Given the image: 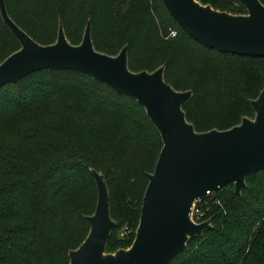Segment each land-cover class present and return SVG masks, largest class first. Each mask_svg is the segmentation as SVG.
Wrapping results in <instances>:
<instances>
[{"label":"trees","instance_id":"obj_1","mask_svg":"<svg viewBox=\"0 0 264 264\" xmlns=\"http://www.w3.org/2000/svg\"><path fill=\"white\" fill-rule=\"evenodd\" d=\"M234 14L240 0H197ZM264 4V0H260ZM11 19L40 44L81 42L90 22L100 52L127 46L131 71L164 67L197 131L227 129L253 117L264 89V57L225 53L188 35L161 0H4ZM171 31L175 34L170 35ZM20 44L0 16V62ZM162 142L144 107L76 70L41 69L0 87V264H68L86 237L103 175L115 222L105 251L132 243L142 197ZM209 198L211 227L188 239L167 264H264V169ZM205 209V207H204ZM123 226V235L119 229Z\"/></svg>","mask_w":264,"mask_h":264},{"label":"water","instance_id":"obj_2","mask_svg":"<svg viewBox=\"0 0 264 264\" xmlns=\"http://www.w3.org/2000/svg\"><path fill=\"white\" fill-rule=\"evenodd\" d=\"M161 1L176 23L200 43L225 53L264 57V4L260 0H240L247 11L244 14L197 0ZM0 16L20 44L0 62V87L41 69L81 71L118 94L135 98L161 138L153 171L147 173L135 236L127 248L105 251L115 222L103 175L90 168L97 201L93 213L86 216L88 234L69 251L68 264H167L189 238L211 227L210 219L199 223L190 219L196 199L229 182L240 194L246 175L264 169V89L251 100L253 117L244 116L227 129L197 131L182 108L191 91L176 90L166 82L163 66L131 71L127 46L116 55L96 50L89 21L78 44L67 40L61 23L56 40L40 44L11 19L4 0H0Z\"/></svg>","mask_w":264,"mask_h":264},{"label":"built area","instance_id":"obj_3","mask_svg":"<svg viewBox=\"0 0 264 264\" xmlns=\"http://www.w3.org/2000/svg\"><path fill=\"white\" fill-rule=\"evenodd\" d=\"M175 31H171L170 35H174ZM214 191L207 190L206 195L202 198L196 199L191 206L190 210V219L195 222L199 223L205 219L206 211L208 209L209 198L213 195ZM205 207V209H204Z\"/></svg>","mask_w":264,"mask_h":264},{"label":"rangeland","instance_id":"obj_4","mask_svg":"<svg viewBox=\"0 0 264 264\" xmlns=\"http://www.w3.org/2000/svg\"><path fill=\"white\" fill-rule=\"evenodd\" d=\"M37 1L39 2L38 6L40 5V12H42V11H41V10H42L41 8L43 7V3H42L43 0H37ZM119 235H120V236L123 235V226H122V228L119 229Z\"/></svg>","mask_w":264,"mask_h":264}]
</instances>
